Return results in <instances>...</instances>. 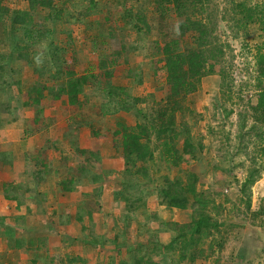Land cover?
Here are the masks:
<instances>
[{
  "label": "rangeland",
  "instance_id": "obj_1",
  "mask_svg": "<svg viewBox=\"0 0 264 264\" xmlns=\"http://www.w3.org/2000/svg\"><path fill=\"white\" fill-rule=\"evenodd\" d=\"M202 1V10L199 6L193 9L197 16H203L214 27L213 35L217 45H220L221 53L218 48L208 53L215 55L207 59L214 63L213 72L202 77L198 89L188 94L182 102V108L175 114V130L179 136L174 144L182 151L184 134L180 130L181 125L188 127L191 139L196 144V156L193 158L185 154L177 165H173L159 157V150L156 149L154 160L145 163L149 177L140 180L139 175H127L124 156L121 154L123 174L119 178L123 182L112 184L111 190L131 197L125 199V210L130 211L131 216L127 220L121 217L115 226L114 237L130 246L126 249L123 243L122 254L114 259L112 253L105 255L106 259L101 260L100 264H132L135 254L150 264H244L245 259L249 262L247 264H264V216L255 213L264 207V155L261 151L264 137L261 126L252 119L251 109L257 103L260 90L256 81L255 45L262 43L261 49L264 50V39L258 23L243 26L234 20L232 12L227 13L226 9L233 0ZM256 2L259 3V0H248L249 4ZM0 7L7 9L2 11L3 18L0 20V74L8 77L13 108L22 107L20 102L26 99L28 89L37 80L45 82L46 86L57 83L48 78L56 71L54 65L58 60L64 69L71 68L77 75L92 73L94 78L99 76L102 80L100 84L92 80L85 93L78 96L75 105H70L65 95L58 99L47 95L42 99L38 121L29 127L19 126V134L15 137L20 139L15 140L14 144L24 137H33V133L25 129L35 127L38 132L48 118L53 119L47 122L50 125L54 123V130L61 131L60 125L68 129L70 125L74 126V121H78L79 136L81 133L84 135L83 131L89 137L96 135L99 131L97 124L104 120L99 107L107 102L102 93L107 80L104 72H111V82L122 83L118 85L128 88L131 96L146 98L138 107H150L155 99L170 105L172 89L163 67L161 48L166 41L175 38L181 50L193 45L191 32L182 36L178 34V24L183 17L175 16L169 10L162 13L156 0H53L51 9H32L28 0H0ZM17 10L29 11L31 14L29 33L23 25L11 22ZM109 61H113V64H109ZM102 62L106 63L103 68ZM148 93H152V96H148ZM130 113L136 118L134 111ZM65 117H69L72 122L69 127L64 125L62 118ZM89 127L92 130L88 131ZM114 136L106 139L108 142L111 140V143H103V148H108V151L103 152L104 155L111 148L113 152L122 149L120 135ZM46 138L39 137L37 144L29 141L26 145L25 151L31 150L29 155L37 151L36 157L25 162L29 169L27 172L33 171L34 164L42 166L47 157L54 154L51 160H59L62 155V162L67 163L64 172L70 171L73 175V166H68L71 158H63L68 145L65 148L54 134ZM152 140L155 141L154 137ZM10 142L0 138V147L8 150ZM80 153L85 154L84 150ZM87 153L80 155L81 159ZM89 160V163L93 162V170L103 177L99 174L103 170L97 157ZM78 166L82 173L84 167ZM253 167L259 169L260 174H257L254 183L242 190L241 183ZM13 171L12 165L0 162V186L2 181H6L5 188L12 190ZM186 172L196 175L197 191L210 200L206 212L224 225L218 232L203 238L201 247L205 257L179 260L181 238L174 244L175 248L163 254L156 253L155 241H159L160 237L166 239L168 233H173L171 229L174 225L171 222L185 223L195 218L196 210L190 198L184 208L174 207L168 204L160 192V188L165 185V177L174 179L181 176L185 181ZM23 184L29 185L27 180ZM94 197L97 196L94 194ZM247 197L250 199L249 208L245 203ZM107 214L102 210L98 217L106 219ZM99 219L97 222L102 229H97L94 223L84 227L89 234H101L109 239L113 235L112 224ZM122 231L124 235L120 234ZM75 239L67 240L62 245L48 246L46 253H37V256L32 255V252H18L13 258L9 254L0 262L84 264L81 261L69 262V255H66L71 247V251L78 249V246L79 252L82 251V244L85 243ZM49 242L51 245L56 243L54 239ZM217 242H222L221 248L217 247Z\"/></svg>",
  "mask_w": 264,
  "mask_h": 264
},
{
  "label": "trees",
  "instance_id": "obj_2",
  "mask_svg": "<svg viewBox=\"0 0 264 264\" xmlns=\"http://www.w3.org/2000/svg\"><path fill=\"white\" fill-rule=\"evenodd\" d=\"M28 2L32 9L35 7L53 8V0H28ZM156 5L159 10L161 9L160 11L162 13L169 10L175 16L183 17V20L179 22L177 28L180 36L188 32H191L193 36V45L186 49L181 50L177 47L178 39L176 38L166 41L161 48L163 67L172 89L170 92L172 95L170 105L164 104L161 99H155L152 101L150 107H138L140 103L146 101V98L142 96H131L128 88L111 82V72H104V77L107 80L103 86L102 93L107 98V102L100 104L99 107V112L104 117L119 112H135V124L126 125L123 122L117 121L118 129L115 134L121 137L120 143L123 150L125 172L131 176L139 175L140 180L149 177L145 163L154 160V152L156 149L159 150V157L168 164L173 165H177L185 154H189L193 158L196 156V144L191 139L188 127L184 125H181L180 129L184 134L182 151H179L175 146L174 141L179 136L175 130V114L182 108V102L188 94L198 89L202 77L207 73L213 72L214 63L208 62L207 59L215 55L208 53H213L217 48L219 53H221L220 45H217L215 36L213 35L214 27H211L203 16H197L196 11L193 9H198L197 7L199 6L202 10L204 7L202 0H156ZM4 10H7L6 7H0V20L3 18L2 11ZM226 11L227 13L232 12L234 20L240 22L243 26L258 23L260 26L259 30L264 39V0H259V3L256 2L253 4H249L248 0H233ZM13 15L11 22L23 25L29 33L31 21L29 11L17 10ZM261 45L262 43L255 45L257 48L255 49L256 81L260 86V90L257 103L251 106V109L253 114L252 119L261 126V134L264 137V50L261 49ZM56 49L62 50L59 47ZM108 63L113 64V61H109ZM101 64V68H103L106 63L102 62ZM54 66L56 71L51 74L48 80H55L57 83L52 86H46L45 82L37 80L28 89L26 99L20 102L22 107L31 106L35 109V123L39 119L38 114L41 110L40 105L42 99L47 97V95L53 99H58L60 96L65 95L68 103L75 105L78 103V96L85 93L86 88L92 80H95L98 84L102 81L99 76L94 78L92 73L77 75L71 68L64 69L59 60ZM4 76L0 74V113H9L13 108L11 101L13 97L8 89V77ZM148 96H152V93H148ZM129 99L131 102H128ZM10 101L11 103H9ZM187 110L191 112L189 107H187ZM152 137H154L155 141L152 140ZM261 151L264 155V146ZM89 153L91 152L88 151L87 154ZM257 174H260V170L253 167L241 183V189L244 190L245 187L254 183ZM196 181L197 177L193 172L185 173V181L181 176H176L174 179L165 177V185L160 188V192L163 198L168 201V204L174 207L184 208L186 201L190 198L196 212L195 218L190 222L170 223L174 225L173 229H171L173 233H171L170 240L167 243L158 240L155 241L156 253L163 254V252L175 248L174 244L181 238L179 241V260L205 257L206 255L201 247L203 238L211 235L213 232H218L221 226L224 225L222 221L212 218L206 212V207L210 203V200L206 199L201 192L197 191ZM116 193L117 197L121 195L118 191ZM121 198L128 200L131 197L121 195ZM85 201L91 202L92 206L95 204V202L93 204L90 200ZM245 203L247 208H249L250 199L248 197ZM255 213L264 216V207L255 211ZM127 217L128 214H126L125 218ZM1 221L2 218H0V223ZM0 234L4 235L1 227ZM10 234L12 235V230ZM113 241L117 242V239H113ZM122 244L117 243V245ZM221 246L222 242H217V247L221 248ZM68 259L69 262L77 261L76 257H69ZM148 263L150 264L149 261L146 263L142 256L139 257L136 254L133 256L132 264Z\"/></svg>",
  "mask_w": 264,
  "mask_h": 264
},
{
  "label": "crops",
  "instance_id": "obj_3",
  "mask_svg": "<svg viewBox=\"0 0 264 264\" xmlns=\"http://www.w3.org/2000/svg\"><path fill=\"white\" fill-rule=\"evenodd\" d=\"M112 83L117 85L122 84L117 82ZM34 117L35 109L31 106L13 108V111L11 110L9 114L0 113V138L3 141H11L10 145L7 146L9 151L5 150L4 147H0V162L12 165L14 170V181L11 182L13 185L12 190L5 188V185L7 186L6 181H2L0 186L2 188L0 192V218H2L0 227L4 232V235L0 234V259H6V256H9V254L13 258V255L18 252L20 254L32 252V255L35 254L37 256V253L42 254L49 250L48 246H57L58 243L62 245L65 241L72 240L73 238H76L81 243H85L82 244L81 252H79V246L75 251H71L73 250L72 247L71 250L66 251V255H69V257H76V262L100 264L101 260L106 259L105 255L111 253L115 255L112 256L113 259L117 258L119 254H122L121 248L124 246L123 244L117 245V243H125V241H119L114 237L115 226H117L121 217L122 219H126V214L130 217L131 212L125 210L127 202L120 196H116L117 191L111 190L112 184H115L117 181L119 183L123 182H120L121 177L119 176L123 174V171H121L123 169L122 149L113 152L111 148L107 152L108 154L104 155L103 152L108 151V148H103V143H111V140L108 142L106 139L114 136V133L118 129L117 121L123 122L126 125H134L136 119L130 112L106 115L104 120L97 124L98 133L89 137L86 134L87 132L84 131V135L81 133L79 136V130L77 129L79 126L77 124L78 121H74V126L71 127L70 125L69 127V124L72 123L69 117L62 118L65 122V127L69 128L64 129L60 125L62 130L57 131V129H52L54 123L52 125L48 124L53 119L48 118V122L46 121L42 130L38 128V132H36L37 129L35 127L25 129L26 131H31L33 137H24L22 141L20 140L17 143L20 139V137H15L16 134H19L18 127L31 126L34 123ZM87 129L88 131L89 129L92 130V127ZM12 130L13 132H10ZM52 134L55 135V138L65 148L68 145L65 149L67 153L63 154V158H71L68 166H73L71 167L73 175L70 174V171L64 172L67 169L65 167L67 163L62 162V155L59 157V160H51V156L54 154H51L49 158L47 157L42 166L34 164L33 171L27 172L29 169L25 162L30 158L36 157L37 151L29 155L31 150L25 151L26 145L29 144V141L37 144L36 142L39 140V137H51ZM114 137H117V135ZM26 138H28V141H25ZM15 140H17L16 149L13 147L16 144H14ZM83 150L85 154L88 151L91 153L81 159V156L85 155L80 153ZM96 155L99 165H101L103 170L99 174H102L103 177L93 170V162H88L90 161L89 159H94ZM85 159H87L88 163H85ZM79 164L81 168L84 167L82 173L79 172ZM25 180H27L29 185L23 184ZM94 194L97 197H94ZM85 200H90L93 204L95 202V204L92 206L91 202ZM85 205L88 206L87 209ZM102 210L108 212V214L106 215V219H103V216L100 219L102 218L112 224L113 235H110L109 239H105L101 234H89L88 229L84 227L94 223L97 229H102V226L97 222L99 219L98 214ZM8 216L11 218H8ZM102 219L101 221L103 222ZM184 222L186 223L187 221ZM11 230L12 235L10 234ZM79 230L81 231L80 234ZM124 234L121 233V235ZM170 237L171 232L170 234L168 233L166 239L160 237L159 241L167 243ZM50 239H54L56 243L51 245ZM113 239H117V242H114ZM106 242H108V245H105ZM127 244L126 249L130 246L129 243ZM88 249L90 251L87 253ZM48 253L50 254V251ZM7 261L2 260L0 264L19 263ZM243 262L247 264L248 260L245 259Z\"/></svg>",
  "mask_w": 264,
  "mask_h": 264
}]
</instances>
